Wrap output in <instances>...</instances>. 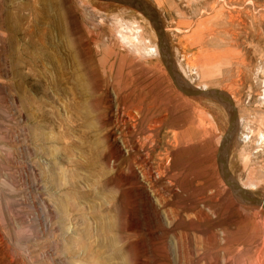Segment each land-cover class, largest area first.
<instances>
[{"label":"rangeland","instance_id":"obj_1","mask_svg":"<svg viewBox=\"0 0 264 264\" xmlns=\"http://www.w3.org/2000/svg\"><path fill=\"white\" fill-rule=\"evenodd\" d=\"M42 1L0 0V264L122 262L109 244L117 232L99 228L107 205L96 196L98 168L89 162L97 140L106 158L115 153L113 144L123 135L114 124L117 106L134 116L129 130L151 135L163 171L172 164L167 151L180 150L178 162L185 161L195 174L193 195L204 217L177 220L175 227L184 234L178 244L169 234V264H264V209L242 203L219 172L227 109L176 87L155 29L141 12L102 0ZM49 1L61 5L69 38L87 66L86 84L94 96L88 103L70 93L69 64L62 70L49 63L30 68L23 35L2 27L3 13L18 10L25 14L21 30L28 28L34 11L45 2L51 6ZM145 1L159 13L177 81L229 97L236 117L228 172L239 186L264 199V0ZM23 3L32 13L20 9ZM43 16L50 20L55 11ZM60 55L68 60L66 48ZM139 102L154 117L143 120L128 108ZM153 120L159 125L154 127ZM107 137L114 142H105ZM118 171L109 164L108 178L122 187L116 189L122 198L125 179ZM113 215L116 228L129 231L126 204ZM160 218L164 223L150 212L135 223L141 228L138 236L131 235L126 245L117 243L128 264H140L143 256L142 264H166L161 231L147 235V228L168 227L162 213Z\"/></svg>","mask_w":264,"mask_h":264},{"label":"bare ground","instance_id":"obj_2","mask_svg":"<svg viewBox=\"0 0 264 264\" xmlns=\"http://www.w3.org/2000/svg\"><path fill=\"white\" fill-rule=\"evenodd\" d=\"M38 1L41 3L42 0H38ZM46 2L44 3L45 5L43 4L44 8L42 10H40L39 12L38 10L34 11L35 17H33V14L31 15V18L33 20H30L29 22L30 24L28 28L21 30L22 28H20L21 27L20 22L23 20L22 17H24L25 14L21 13L23 15L22 16L19 12L17 13L18 10L13 13L8 11H5V13H3V20L1 22L4 23V26L2 27L3 28L5 27L7 31L8 30L11 31L12 34L23 35V39L25 40L26 45H28V50H25L23 55L27 56L26 65L29 66L30 68L34 67L38 63H40L41 65H46L49 63L62 70L64 67H66V63L69 64L73 68V71L67 72L66 75L68 77H66L65 80L66 82H71L73 85L70 89V93L73 96H76L81 100H84V102L88 103L94 98V96L90 88L86 84L87 72H88V69L86 68L87 66H85L84 62L80 60L78 51L76 49L77 46L75 45V41H74L75 39L73 38L74 39L73 40L69 38L70 30L67 26L68 23H66L67 21L64 12H62V10L59 8L61 7V5L58 7L57 2L49 1L50 3L53 2L50 4L51 6H49ZM19 5L23 6L24 3ZM22 6L20 7L21 10L24 9L25 7H27L26 10H29L28 8H30L27 6V4L25 7ZM51 8H53V10L55 11V16L50 18L49 20L45 17L46 15L45 16L43 15L47 13V11L49 12ZM29 12L32 13L30 10ZM26 15L29 16V14ZM43 19L45 20V22H42ZM39 23L43 25L39 26L40 25ZM53 30L57 32V39H55L53 36L52 33ZM11 39H13V37ZM62 47L66 48L68 52V56H69L68 60L66 59L64 61L63 59H61L60 54ZM110 69H108V71ZM141 103L142 102H139L140 105L131 106L128 108L132 109L137 114V116L138 115L139 117L142 116L141 119L143 120L144 119L149 120L150 118L154 117V113L149 111L147 105L145 104L142 105ZM117 107H116L114 124L118 126V129L120 127L119 131L123 135L122 137H120V142L119 141L117 142L115 140V138H117L120 133L117 135V137L114 138L116 142L112 140L113 138L111 139V141L114 142L113 144L114 147L116 148L115 153H112L113 155L106 158V156H104L105 155L104 150L102 149L104 154L100 150L101 147H103L102 141L97 140L96 146L91 148L93 149V151L92 150L91 151L95 153L92 155H95V157H92V155L90 154L92 159L91 160L89 159V162L92 165L93 164L96 165L97 166L96 168H98L97 176H96L97 180L95 181V185H94L97 188L96 196L104 200V202H106L105 204L107 205V208L105 210L106 217H102L100 219L99 228H101V230H103L104 232H109V231L117 232V234L114 233L116 235L112 236L109 239V244L112 249V254L115 257L120 258L122 260L120 264H128L127 260L122 258L124 257L123 252L120 249V247L117 245V243L119 242L121 244L126 245L131 235L138 236L141 233V228H139V226H135V223L137 225H140V221L143 220L145 215L150 214V212H152L155 214L156 219L161 222L162 218H160V216L162 213L169 223L168 227L165 226V228H151V229L147 228L149 229L147 230V235L152 236L153 234H157L158 231H161L162 233L161 250L163 252V257L166 260V264H169L168 249L170 248V246L168 248V244H167L168 236L169 234L172 233V236L176 240V244H178V242L180 241V235L184 234L183 232H181V229L180 231H177L178 228L175 227V223L177 222V220H181L184 223L186 222L185 219L191 220L196 214L197 215L201 214V216H203V211L199 210L200 208L196 206V201L193 195L194 193L193 180L195 179L194 177L195 174L188 172L189 170H187V168L189 167L185 163V161L180 163L178 162L181 156L180 150L179 151L166 150L168 157H170V159L172 160V164L169 167L167 166V168H169L168 171H163L165 168L162 167L163 166L161 163L162 160L161 158H159L161 156L158 155L159 156L158 157L157 153L155 152L156 148L153 149L154 142L150 140L151 135L146 133H142V135H139L138 133L134 132L135 130L133 131L129 130L128 128H134L133 127L134 124L131 123V121L134 120L133 119L134 116H132L130 113H125L123 110ZM161 120L158 119V121ZM158 121H154L152 123L154 125L155 124L159 125ZM156 125L154 127H156ZM124 128H126L127 131H125L126 130L125 129L124 132L123 131ZM182 133L183 132H181L180 135ZM110 138L108 137L107 139L105 138V142L109 143ZM182 138L179 139H181L182 141L183 140ZM181 144L182 142L179 143L177 142V145H181ZM109 164L110 165L116 164L119 169L118 171L119 174L120 173L124 174L123 177L125 179V185H124L125 188L123 187L124 197L122 198H118L117 196L118 195L117 190L119 191V189H122V187L117 186L113 179L108 178ZM179 196L181 197V199L180 202H177L176 199L179 198ZM125 204L127 207V217L130 223V225L127 226L128 228H130L129 231L123 230L121 228H116L117 223L113 221V217H114L113 212L117 213L119 208H121L123 205L125 206ZM248 207L251 208V206ZM204 215H206V213ZM194 230H198L203 233L207 232V230H202V229L200 230V228H194ZM208 231L214 233L213 228H209ZM88 235L89 232L87 231L86 236ZM216 237L215 239H217ZM112 259L113 258H111V261ZM140 259H141L140 264H142L143 260L146 261L144 256L141 257ZM217 260L219 261V259Z\"/></svg>","mask_w":264,"mask_h":264},{"label":"water","instance_id":"obj_3","mask_svg":"<svg viewBox=\"0 0 264 264\" xmlns=\"http://www.w3.org/2000/svg\"><path fill=\"white\" fill-rule=\"evenodd\" d=\"M107 2H114L120 3L126 6H129L139 12H141L148 20L150 21L151 25L155 29V32L158 37V47L161 59L168 69L171 77L178 89L190 96L196 97H208L217 100L220 102L226 109L229 114V128L228 131L222 141L220 146L217 162L219 167V172L230 188L231 192L237 197L242 203L251 205L254 207H260L264 209V199H261L251 192L247 191L245 188L239 186L235 180L231 177L228 172V148L231 142V135L233 128L235 126V113L233 105L227 96L226 93L217 89H210V90H199V89H190L181 85L174 74L172 58H171V51L169 47V42L166 37V34L163 30L162 22L159 16V13L155 9V7L145 0H102Z\"/></svg>","mask_w":264,"mask_h":264}]
</instances>
